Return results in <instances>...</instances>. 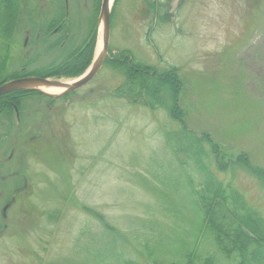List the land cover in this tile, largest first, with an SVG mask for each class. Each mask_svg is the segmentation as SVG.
I'll return each mask as SVG.
<instances>
[{
	"label": "rangeland",
	"instance_id": "rangeland-1",
	"mask_svg": "<svg viewBox=\"0 0 264 264\" xmlns=\"http://www.w3.org/2000/svg\"><path fill=\"white\" fill-rule=\"evenodd\" d=\"M28 1L50 9L44 21L62 3ZM72 1L65 19L71 42L95 16L94 55L102 33L100 3L95 15L93 0H78L80 10ZM27 30L22 21L18 45ZM109 32L106 58L128 50L159 70L176 68L185 125L208 133L227 158L246 152L264 167V0H113ZM31 46L9 48L10 70L31 66L43 54L38 44ZM61 47L55 55L72 49ZM121 80L104 62L67 97H25L22 119L16 115L12 127L0 117V264L166 261L175 258L176 247L192 242L184 192L190 178L197 185V172L178 163L164 138L177 121L162 108L112 96ZM172 173L181 175L179 190ZM219 175L264 215V181L239 166ZM198 243L206 254L215 251L207 240ZM104 246L108 250L97 261ZM222 259L217 254V264Z\"/></svg>",
	"mask_w": 264,
	"mask_h": 264
},
{
	"label": "trees",
	"instance_id": "trees-1",
	"mask_svg": "<svg viewBox=\"0 0 264 264\" xmlns=\"http://www.w3.org/2000/svg\"><path fill=\"white\" fill-rule=\"evenodd\" d=\"M70 1L62 0L61 6L52 10V13L55 12L52 17L44 21L46 16L51 15L50 9L41 10L39 5L33 6L28 0H0V84L23 76L74 77L88 67L97 40L96 19L95 16L91 18L89 28L82 31L79 40L71 42L70 36L63 38V35L70 30L63 20L69 16L66 7L69 6ZM73 1V5L80 10L79 1ZM93 2L96 5V15L100 0ZM154 4L153 1L149 3L151 6ZM165 10L166 8L163 13ZM43 16L44 19L39 20ZM165 16H167L165 13L159 16V20L164 21ZM62 20L64 24L61 25ZM22 21H26L30 31L27 44L31 49H33L32 44H38L43 48V54L35 55L33 64L32 62L29 64L32 67L28 65L24 67L25 64L21 63L18 64L21 66L17 69L10 70L9 48L21 49V45L15 42V35ZM58 24L61 28L54 37L50 36L51 31ZM58 35L62 37L57 39ZM63 39L65 43L61 44ZM71 45L72 49L65 55L54 54L58 47ZM46 57H49L47 63L40 60H45ZM81 57L83 60L79 62ZM110 57L106 58L105 62H109L122 76L121 82L113 88L112 96L131 104L146 106L151 110L162 108L167 111L168 115L177 121V127L165 130L164 138L178 163L197 172V185L194 184L195 180L190 178L189 184H186L189 189L187 193L184 192L188 200L187 209L192 214V242L186 244L187 246L176 247L173 251L175 258L170 260L150 262L143 259V262L138 258H123L121 264H217V254L225 259H222L221 264H264V215L238 188L224 181L219 175L232 167L239 166L264 181V167L254 164L246 152L232 160L227 158L223 149L208 133H196L185 125L179 112L180 108L177 106V96L182 82L176 73V68L159 70L136 59L128 50H120ZM32 96L44 95L35 90H26L0 96V116L5 118L8 124L12 123L14 109L9 104L12 103L21 118L24 98ZM168 98L170 101L165 103ZM180 176L178 173L171 175L177 190H179L178 185L181 187L183 182L178 180ZM186 176L189 179V175ZM182 206L185 208L184 205ZM97 216L102 220L101 215L97 214ZM114 239H108L107 245L109 246ZM199 240L202 242L207 240L209 245L215 247L213 248L215 251L206 254L199 249ZM107 250L106 247L102 248V252L98 253V251L95 259L97 260ZM148 254H151L150 250Z\"/></svg>",
	"mask_w": 264,
	"mask_h": 264
},
{
	"label": "water",
	"instance_id": "water-1",
	"mask_svg": "<svg viewBox=\"0 0 264 264\" xmlns=\"http://www.w3.org/2000/svg\"><path fill=\"white\" fill-rule=\"evenodd\" d=\"M112 2V0H100L99 12L100 17L103 19L101 38L89 67L80 76L72 81H61L39 76L14 78L0 84V96L16 91L36 90L49 97H60L87 84L100 70L108 54ZM42 87H58L61 88V91L51 93L45 91Z\"/></svg>",
	"mask_w": 264,
	"mask_h": 264
},
{
	"label": "flooded vegetation",
	"instance_id": "flooded-vegetation-1",
	"mask_svg": "<svg viewBox=\"0 0 264 264\" xmlns=\"http://www.w3.org/2000/svg\"><path fill=\"white\" fill-rule=\"evenodd\" d=\"M64 20V23H65V19H63ZM63 20H62V23H61V25L62 24H64L63 23ZM61 25H57L52 31H51V33H50V36H55V34H57V32L59 31V29L61 28ZM68 32V31H67ZM29 34H30V31L29 30H27L26 31V36H25V45L27 44V42H28V40H29ZM38 34V33H37ZM39 35V34H38ZM68 36H70V34L69 33H66V34H64L63 35V38H67ZM60 37H62L61 35H58L57 36V39L58 38H60ZM63 43H65V40L63 39L62 41H61V44H63ZM9 104H11V106L13 107V104L12 103H9ZM17 115V112H15V110H14V116H16ZM9 158H11V157H9Z\"/></svg>",
	"mask_w": 264,
	"mask_h": 264
},
{
	"label": "bare ground",
	"instance_id": "bare-ground-1",
	"mask_svg": "<svg viewBox=\"0 0 264 264\" xmlns=\"http://www.w3.org/2000/svg\"><path fill=\"white\" fill-rule=\"evenodd\" d=\"M82 60H83V57L79 59V62H81ZM42 89H44L45 91L51 92V93H56L55 91L57 90L61 91V88H58V87H42Z\"/></svg>",
	"mask_w": 264,
	"mask_h": 264
}]
</instances>
